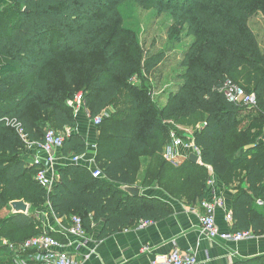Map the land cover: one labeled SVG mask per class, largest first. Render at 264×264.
<instances>
[{"label": "trees", "instance_id": "trees-1", "mask_svg": "<svg viewBox=\"0 0 264 264\" xmlns=\"http://www.w3.org/2000/svg\"><path fill=\"white\" fill-rule=\"evenodd\" d=\"M127 2L175 17L194 39L164 104L154 95V76L167 53L145 52L128 32L121 10ZM258 17L264 19V0H13L0 9V212L18 200L33 210L48 204L57 219L80 216L87 234L102 226V240L173 214L170 204L131 197L121 187H159L192 205L205 199L214 172L236 191L231 231L264 236V50L251 27ZM228 81L255 94L257 106L230 102ZM80 91L92 121L118 107L97 127L103 176L70 163L48 193L36 181L39 166L24 157L28 143L17 126L34 144H43L53 127L65 136L64 156H85L88 144L68 106ZM124 94L127 108L120 111ZM197 116L203 126L193 142L201 163L170 164L163 156L171 124ZM244 119L250 122L241 129ZM143 159L148 166L139 180ZM9 210L0 220L1 239L19 244L44 234L33 213ZM0 264H15L1 245ZM234 264H264V255Z\"/></svg>", "mask_w": 264, "mask_h": 264}, {"label": "crops", "instance_id": "crops-1", "mask_svg": "<svg viewBox=\"0 0 264 264\" xmlns=\"http://www.w3.org/2000/svg\"><path fill=\"white\" fill-rule=\"evenodd\" d=\"M109 111V109L106 110L104 114ZM89 119L85 110L79 113L77 132L88 144V152L82 164L94 171L97 169L95 159L97 149L93 146L97 147L99 133L94 122ZM261 141L264 142V133ZM37 151L36 146L27 148L24 157L28 164L33 163ZM72 157L64 156L62 148L55 150V168L59 170L70 164ZM143 162L139 180L143 179L148 166L147 160L143 159ZM211 180L213 185L208 187L205 199L212 201L216 197L223 198L224 206L217 208L216 221L222 232H228L233 224H230L226 217L232 212L236 191L226 187L224 181L214 172L211 173ZM140 189L142 197L158 199L170 204L173 214L160 221H150L151 224L143 229L139 228L141 222L139 221L133 227L102 240H99L102 226L96 227L94 233L88 234L85 241H77L69 246L70 253L78 264H151L175 249L196 255L198 264H234L240 260L264 255V236L239 244L213 242L206 238L202 234L200 222L203 213L202 201L189 205L184 201L173 199L159 187H141ZM33 211L44 233L60 235L65 243L69 242L65 240L62 231L69 225L71 217L55 218L48 204ZM88 256L90 257L87 258Z\"/></svg>", "mask_w": 264, "mask_h": 264}, {"label": "built area", "instance_id": "built-area-1", "mask_svg": "<svg viewBox=\"0 0 264 264\" xmlns=\"http://www.w3.org/2000/svg\"><path fill=\"white\" fill-rule=\"evenodd\" d=\"M224 93L230 102L237 105L248 106L250 108L257 106L256 95L252 93L249 94L245 89L232 81L226 82ZM68 106L73 109L76 117L84 110L89 116L82 93L77 94L74 99L68 101ZM103 119V115L95 118L93 121L94 125L96 127L100 126ZM17 130L25 142L28 143V147H37V155L33 161L34 165L39 166L36 174V181L46 192L51 193L58 179V170L55 168L54 152L57 149L63 148L65 136L55 130L49 129L46 132L43 144H34L29 142L28 136L19 126H17ZM170 139L171 146L169 148L170 150H174L175 156H166L168 162L177 164V157L182 156V158L187 159L191 153L201 157V151L195 146L194 142H189L184 145L173 131L170 134ZM93 148L97 149L95 146H93ZM186 152H189L188 155H186ZM84 157L85 156H73L71 163L82 164ZM93 175L96 178L103 176L102 172L98 169L93 171ZM212 185L213 181L210 178L208 187ZM260 204L262 205V203ZM223 206L224 200L222 197H216L212 201L205 199L201 202L203 213L200 222L202 234L206 238L213 242L226 244H239L261 238V236L256 235L252 231L233 232L230 230L228 232H222L217 225L216 211L217 208ZM226 219L230 224H233V216L231 213L227 215ZM149 224H151L150 221L143 220L140 222L139 228L143 229ZM62 234L65 240L69 241L68 243L58 240L48 233L28 239L19 244H13L8 240H3V242L14 254L15 264H32V262L37 264H78L70 253L69 246H72L77 241L86 240L88 234L84 227L83 219L80 216L71 217L69 225L63 229ZM89 257L90 256L87 258ZM151 264H198V259L196 255L192 253L181 252L175 249L162 258L156 259Z\"/></svg>", "mask_w": 264, "mask_h": 264}, {"label": "rangeland", "instance_id": "rangeland-1", "mask_svg": "<svg viewBox=\"0 0 264 264\" xmlns=\"http://www.w3.org/2000/svg\"><path fill=\"white\" fill-rule=\"evenodd\" d=\"M12 4L13 0H0V9L10 8ZM121 10L124 26L128 32H132L137 36L145 52L155 54L165 51L167 53V59L159 67L156 75L154 76V79L156 82H158L157 91L154 92V95L156 98L161 97L160 99L163 100L161 104H164L165 97H168L175 85L179 83L178 75L184 70L182 63L187 51L189 50V47L193 44L194 39L188 36L186 26L169 14H159L154 9H145L139 7L134 2L125 3L121 7ZM251 27L259 39L262 50H264V19L262 17L254 19L251 22ZM79 93H82L83 96H85L84 92L82 91L77 92L76 94ZM127 97L128 96L124 94L121 101L119 102L120 111L126 110ZM108 109L110 110L109 113H106L107 115L103 114L104 119L112 116L118 107L113 105ZM249 122V120L244 119L240 128L244 129L249 124ZM171 125V132L173 131L176 133V136H178L182 143L186 145L189 142H193L195 133L202 128L203 118L197 116L185 121H180L176 124L172 123ZM95 128L98 132V128L96 126ZM49 129L55 130L50 126ZM234 143L236 142H233V144ZM231 144L229 149L233 151L234 147L232 146L233 144ZM170 146L171 142H169L165 148L163 156L165 160L166 156H175V152L172 148V150H170ZM188 153L189 152H186V155H188ZM177 159L178 163L180 162V164L185 161V158H182V156L177 157ZM9 208L10 205L0 212V220H4L9 216ZM33 212L34 211L31 208L30 214ZM3 240L7 239L0 238L1 246H5Z\"/></svg>", "mask_w": 264, "mask_h": 264}, {"label": "water", "instance_id": "water-1", "mask_svg": "<svg viewBox=\"0 0 264 264\" xmlns=\"http://www.w3.org/2000/svg\"><path fill=\"white\" fill-rule=\"evenodd\" d=\"M189 160L194 164L201 163V157L194 153H191L189 155ZM121 190L131 197H140L142 193L139 187L124 186L121 187ZM10 208H11V215L13 216H28L31 211V205L28 204L25 200H18L11 202Z\"/></svg>", "mask_w": 264, "mask_h": 264}]
</instances>
